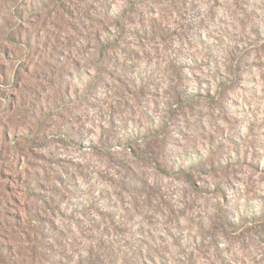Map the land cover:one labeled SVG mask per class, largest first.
<instances>
[{
  "label": "clouds",
  "instance_id": "clouds-1",
  "mask_svg": "<svg viewBox=\"0 0 264 264\" xmlns=\"http://www.w3.org/2000/svg\"><path fill=\"white\" fill-rule=\"evenodd\" d=\"M0 264H264V0H0Z\"/></svg>",
  "mask_w": 264,
  "mask_h": 264
},
{
  "label": "rangeland",
  "instance_id": "rangeland-1",
  "mask_svg": "<svg viewBox=\"0 0 264 264\" xmlns=\"http://www.w3.org/2000/svg\"><path fill=\"white\" fill-rule=\"evenodd\" d=\"M3 256V253H0V257H2Z\"/></svg>",
  "mask_w": 264,
  "mask_h": 264
}]
</instances>
